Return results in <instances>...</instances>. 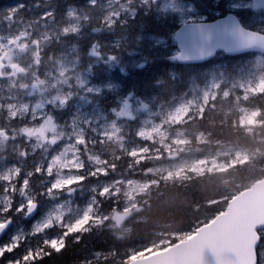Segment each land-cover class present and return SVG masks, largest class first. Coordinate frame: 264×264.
Wrapping results in <instances>:
<instances>
[{
  "label": "trees",
  "instance_id": "obj_1",
  "mask_svg": "<svg viewBox=\"0 0 264 264\" xmlns=\"http://www.w3.org/2000/svg\"><path fill=\"white\" fill-rule=\"evenodd\" d=\"M111 0H0V37H12L20 32H30L31 38H37V59L33 66L35 74L48 70L52 64L47 56L55 58L66 46L79 49V67L90 78L101 82L111 78L115 86L105 94H85L87 98L104 111L119 110L121 104L140 102L149 110L166 107L187 97L191 88L202 84L210 73H220L223 80L229 81L240 68L252 64L254 53L227 56L217 53L209 61L195 65H181L172 58L175 45H158L150 42L147 36H164L172 41L173 33L178 27L175 13H161L157 4L149 0L144 5L140 0H133V14L115 20L111 25L105 20L107 4ZM199 14L212 20L231 9L228 5L238 0H189ZM212 11V12H211ZM213 11L219 12L215 15ZM241 24L251 30L264 33L258 13L248 7L233 9ZM73 14L80 19L78 33L63 32ZM96 29H99L98 31ZM46 35L43 42L39 34ZM46 33V34H45ZM115 41L116 45L111 42ZM98 44V57L91 55V45ZM25 52L20 58V65H27L32 58ZM114 54L116 66L109 67L105 60L107 55ZM92 56V57H91ZM47 59V60H46ZM111 71V75L108 74ZM210 96L201 111L187 114L182 122L174 126L176 134L187 140L188 152L195 157H211L222 145L240 148L246 155L243 160L230 163L231 157L221 156L225 167L205 169L201 173L186 170L183 175L166 178L161 174H141L152 165L162 163L158 157L148 156L144 161H135L126 147L140 145L148 151L158 150L161 146L149 140H141L136 135L137 120L125 119L121 122V135L125 147H119L111 141H102L99 136L87 142L89 153L97 156L107 166L111 179H122L139 175L146 183L142 194L137 195L136 205L130 213V220L124 229L109 227L106 221L91 226L87 231L73 233L65 238L66 246L59 252L51 251L37 264H125L130 260L147 255L143 249L151 247L153 251L168 247L171 241L187 238L200 224L206 223L217 213L223 211L228 200L249 187L253 182L264 177V88L251 95L238 88L227 94L221 91ZM0 91V99H1ZM241 108L256 110L255 122L250 125L241 123ZM72 112L70 108L52 109L49 113L57 126L66 124ZM29 121L21 118H7L0 110V132L9 137V141L22 142V130ZM201 138H197V136ZM25 150L20 154L5 147L3 156L8 161L17 162L18 166L26 167L36 156H28ZM16 158V159H15ZM8 163V162H6ZM87 163L84 160V167ZM33 175V176H32ZM34 171L27 176L32 186L37 183V190H43L41 177L35 179ZM92 178H83L73 183L76 186L74 199L83 205L91 194L84 193L89 189ZM5 183L0 180V194L5 192ZM8 193H11L10 191ZM98 212L107 215L122 207L118 196L107 198L96 195ZM117 199V200H115ZM40 205L34 218L40 215ZM21 213H2L4 221L8 217L13 223L24 226V234L19 238L23 241L14 253L6 254L7 259H15L28 247L37 249L43 241L49 240L41 233H33L29 226L30 220L20 217ZM12 227L8 230V232ZM63 228L54 225L47 230L49 236H61ZM177 235V236H176ZM79 237L77 240L76 238ZM9 240L7 235L0 239V245ZM264 248V233L257 250ZM114 250V252H113ZM99 252V257L94 254ZM127 257L126 261L125 258ZM0 264H4L0 260ZM264 264V262H262Z\"/></svg>",
  "mask_w": 264,
  "mask_h": 264
},
{
  "label": "rangeland",
  "instance_id": "obj_2",
  "mask_svg": "<svg viewBox=\"0 0 264 264\" xmlns=\"http://www.w3.org/2000/svg\"><path fill=\"white\" fill-rule=\"evenodd\" d=\"M153 1V0H152ZM157 10L161 13H175L178 24L206 20L207 16L199 14L194 4L189 0H154ZM218 0H214L216 3ZM133 2V0H132ZM132 4V3H131ZM128 0H111L107 4L105 19L121 20L124 16L133 14L132 5ZM248 7L258 13L257 20L261 21L264 30V8L253 6L252 0H238L228 5L233 10L238 7ZM212 12V11H211ZM215 15L219 12L213 11ZM119 13L117 19L113 14ZM80 19L73 14L69 15V21L63 28V32L78 33ZM67 29V31H65ZM30 32L22 31L12 37H0V60L6 64L0 77V110L9 118H21L32 122L21 131L22 142L9 141V137L0 132V180L5 183L8 192L0 194V220L4 209L24 205L28 201L40 205V215L30 218L29 226L33 233H41L49 240L60 236H49L47 230L54 225L65 230V225H72L77 220L87 216V229L91 226L100 225L106 221L107 226L124 229L131 221V208L136 205L137 195L142 194L146 183L139 175L122 179H111L106 164L97 156L87 150V142L96 136L102 141H111L119 147H125L124 138L121 135V122L125 119L137 120L138 129L136 135L141 140H149L161 146L157 153L155 148L148 151L140 145L126 147L129 154L134 156L135 161H144L148 156L161 158L163 161L157 165L147 167L141 174H161L166 178L180 176L189 170L193 173H201L205 169L225 167L221 156L231 157L230 163L245 159V153L232 145H222L217 148L211 157H195L187 149V140L176 134L174 126L183 121L187 114L201 111L206 100L215 95L222 87L223 94L230 90L241 89L245 95L255 94L264 88V56L255 55L252 64L240 68L232 76L231 80L225 81L220 73H210L202 84L194 85L187 97L176 101L166 107L149 110L140 102L130 103L126 106L121 104L119 110L104 111L85 96V94H105L111 92L115 86L111 78L96 82L79 67V49L72 45L62 48L58 55L53 58L48 70L41 71V76L35 74L36 69L29 71L39 63L37 59V46L39 40L31 38ZM46 34V33H45ZM32 36V35H31ZM41 40H48L47 34L42 35ZM147 39L158 45L174 44L164 36H147ZM116 45L115 41L111 42ZM32 58L27 65H20V58L25 52ZM176 49H174V52ZM173 52V53H174ZM92 56L98 57V55ZM91 56V57H92ZM46 59V60H47ZM106 65L113 67L117 62L105 60ZM111 75V71H108ZM91 90V91H89ZM70 108L71 115L66 124L57 126L49 113L52 109ZM256 110L241 108V123L250 125L255 122ZM199 137V135L197 136ZM8 146L13 152L19 153L25 150L26 155L36 156L26 167L18 166L17 162L8 161L3 156L5 147ZM148 155V156H147ZM16 159V158H15ZM84 160L87 165L84 167ZM8 162V163H6ZM41 171L36 173V169ZM51 169L50 174L46 170ZM34 171L35 179L41 177L43 190H37V183H30L27 176ZM107 173L104 175L103 173ZM33 176V175H32ZM7 178V179H5ZM81 178H92L89 189L84 193L91 194L83 205H78L74 199L76 186L73 183ZM24 181H27L25 184ZM61 182V188L48 191L54 182ZM63 181H70V185H64ZM107 189L104 196L100 193ZM107 198L109 195L118 196L122 207L111 211L107 215L98 212L97 197ZM117 200V199H115ZM25 212L20 214L25 218ZM37 229H40L37 232ZM24 234V226L15 223L6 234L9 237H20ZM177 236V235H176ZM3 245V244H2ZM147 249H151L148 247Z\"/></svg>",
  "mask_w": 264,
  "mask_h": 264
},
{
  "label": "water",
  "instance_id": "obj_3",
  "mask_svg": "<svg viewBox=\"0 0 264 264\" xmlns=\"http://www.w3.org/2000/svg\"><path fill=\"white\" fill-rule=\"evenodd\" d=\"M252 3L256 8H264V0H252ZM172 38L176 47L172 58L181 65L207 62L219 52L227 56L244 53L264 56V33L244 27L233 11L212 20L181 23ZM3 66L0 63V70ZM35 204L36 209L32 214L25 213L26 219L36 215L38 204ZM241 205L245 206V222H264V177L232 196L223 212L229 213ZM214 217L220 219L217 214ZM12 225L13 221L0 229V239ZM188 237L163 250L134 258L125 264H195V253ZM200 257L202 264H216L215 255L207 247L201 250Z\"/></svg>",
  "mask_w": 264,
  "mask_h": 264
},
{
  "label": "snow or ice",
  "instance_id": "obj_4",
  "mask_svg": "<svg viewBox=\"0 0 264 264\" xmlns=\"http://www.w3.org/2000/svg\"><path fill=\"white\" fill-rule=\"evenodd\" d=\"M144 5L149 4V0H140ZM154 2V0H153ZM131 4L132 0H128ZM95 7V2L93 0L92 4ZM117 19L119 18V13L113 14ZM107 19V18H105ZM109 25L113 21H108ZM97 31L99 29H96ZM67 31V29H65ZM99 45L93 43L91 45V50L93 55H100L98 51ZM115 58L114 54L109 53L106 57L107 60H113ZM91 91V90H89ZM40 169H36V173H40ZM50 174L51 169L46 170ZM106 175L107 173H103ZM7 179V178H5ZM83 178H81L82 180ZM79 182V181H77ZM26 184L27 181H24ZM70 181H63L64 185H70ZM61 188V182L57 181L50 185L48 191ZM7 191V188L4 189ZM107 189L102 190L100 195L104 196ZM16 213L25 212L27 214H32L36 209V204L33 201L27 202V208L22 204L20 206H15ZM12 208L4 209L3 212H9ZM245 206L241 205L238 208H234L229 213H224L223 211L217 213L216 217L205 224H200L196 229L193 230L192 234L188 237L190 241V246L195 253V264H202L200 257V252L205 247L209 248L216 257V264H262L264 262V248L257 250V246L261 241L262 233H264V222H245L244 218ZM87 216L81 220H77L72 225H65V230L62 232L59 238H54L52 240L43 241L37 249L28 247L26 251L21 253L15 259H7L6 254L14 253L20 248L23 241L22 238L17 236H12L9 243L0 245V260L4 261V264H37L38 261L42 260L44 256L51 255V251L59 252L65 246V238L73 233L87 231ZM12 218L8 217L7 221L0 220V229H3L7 224L11 223ZM40 229H37L39 232ZM77 240L79 237L76 238ZM171 241L169 244L171 245ZM48 248L51 251L45 252L44 249ZM163 250V246H162ZM153 251L152 249H143L142 252L147 254ZM114 252V250H113ZM101 254L96 252L94 257H99ZM127 257L125 258L126 261ZM86 264H91V261H87Z\"/></svg>",
  "mask_w": 264,
  "mask_h": 264
},
{
  "label": "flooded vegetation",
  "instance_id": "obj_5",
  "mask_svg": "<svg viewBox=\"0 0 264 264\" xmlns=\"http://www.w3.org/2000/svg\"><path fill=\"white\" fill-rule=\"evenodd\" d=\"M0 62L4 64V67H2V69L0 70V72H1V74H2L4 68L6 67V64H5L4 62H2L1 60H0Z\"/></svg>",
  "mask_w": 264,
  "mask_h": 264
}]
</instances>
